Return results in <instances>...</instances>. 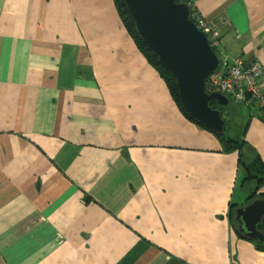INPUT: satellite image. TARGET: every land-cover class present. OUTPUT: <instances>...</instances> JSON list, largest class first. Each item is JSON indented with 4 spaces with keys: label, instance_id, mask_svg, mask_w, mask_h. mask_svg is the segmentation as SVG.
Wrapping results in <instances>:
<instances>
[{
    "label": "crops",
    "instance_id": "crops-1",
    "mask_svg": "<svg viewBox=\"0 0 264 264\" xmlns=\"http://www.w3.org/2000/svg\"><path fill=\"white\" fill-rule=\"evenodd\" d=\"M188 1L220 63L258 61L264 91V0ZM240 105L231 132L221 111L242 142L225 150L177 108L113 0H0V264H264L230 217L264 200L244 181L264 165V120Z\"/></svg>",
    "mask_w": 264,
    "mask_h": 264
},
{
    "label": "water",
    "instance_id": "water-1",
    "mask_svg": "<svg viewBox=\"0 0 264 264\" xmlns=\"http://www.w3.org/2000/svg\"><path fill=\"white\" fill-rule=\"evenodd\" d=\"M136 34L157 63L174 79L183 110L198 124L215 134L224 132L219 109L228 100L219 93H206L205 80L218 66V58L207 39L189 19L188 6L174 0H122ZM215 103L219 109L210 107ZM236 230L247 238L264 242L259 226L264 200H255L235 210Z\"/></svg>",
    "mask_w": 264,
    "mask_h": 264
},
{
    "label": "built area",
    "instance_id": "built-area-1",
    "mask_svg": "<svg viewBox=\"0 0 264 264\" xmlns=\"http://www.w3.org/2000/svg\"><path fill=\"white\" fill-rule=\"evenodd\" d=\"M189 10V19L197 30L204 34L210 49L222 56L219 33L214 25L206 22L193 3H185ZM217 56V55H216ZM218 58V56H217ZM219 63L205 80L204 86L210 92H216L237 104L253 105L254 109L264 108V91L259 84L261 65L258 61L245 63L241 59H232L230 63Z\"/></svg>",
    "mask_w": 264,
    "mask_h": 264
},
{
    "label": "trees",
    "instance_id": "trees-1",
    "mask_svg": "<svg viewBox=\"0 0 264 264\" xmlns=\"http://www.w3.org/2000/svg\"><path fill=\"white\" fill-rule=\"evenodd\" d=\"M114 4H115V8L117 10L118 16L120 18V21L122 23V25L124 26V28L126 29L127 33L130 35V37L133 39V41L135 42V44L137 45L138 49L143 53V55L146 57L147 61L151 64V66H153L157 73L159 74V76L163 79V81L165 82V85L167 87V90L169 92V95L171 97V99L173 100V102L175 103V105L177 106V108L183 113V115L191 120L193 123H195L197 126L201 127L202 129L209 131L211 133H213L212 131L206 129L205 127L201 126L200 124H198L197 122H195L182 108L180 100H179V96H178V89L176 86V83L174 81V79L171 77V75L165 71L158 63H157V59L155 56H153L145 47V45L143 44V42L140 40V38L138 37V35L136 34V30H135V26L134 23L131 19V17L129 16L127 9L125 7V4L122 0H113ZM175 3H187L188 0H174ZM204 90L206 93H211L206 86H204ZM210 107L213 109H219L218 106L215 103H211ZM220 113L222 110H224V108L219 109ZM257 115L260 117V119L264 120V108L260 109V110H256ZM217 139L219 140V142L221 143V145L223 146V148L225 150H229V151H234V150H238L242 144V142H240L239 140L233 139L230 136H227L225 134V131L222 134H215L213 133ZM245 167V177H244V181H254L256 184V189L264 182V165L263 163L260 161V159L258 157H255L253 159L252 162H250L249 164H247ZM255 198H259L256 194H250L249 197L247 198V201L250 202ZM231 207L233 208V205H231ZM230 217H232V220L235 217V213H233L232 209L230 211ZM261 229V227H259V230ZM235 232L242 238L251 241L253 243H255V246L257 249L259 250H264V242H259L255 239H251V238H247L243 235V233L239 232L238 230H235ZM262 232V229H261ZM264 234V232H263Z\"/></svg>",
    "mask_w": 264,
    "mask_h": 264
},
{
    "label": "rangeland",
    "instance_id": "rangeland-1",
    "mask_svg": "<svg viewBox=\"0 0 264 264\" xmlns=\"http://www.w3.org/2000/svg\"><path fill=\"white\" fill-rule=\"evenodd\" d=\"M225 109H226L225 112L229 113V116L232 118V120H229L227 122V130H228V132H231L235 128L234 124L237 125L238 122L240 121V118H241L240 116L242 115V113H245L246 108H244V106H242L240 104H237V103H234L231 101V102H229L227 108H225ZM222 116H223V118H227V115L223 114ZM241 123H243V121H241Z\"/></svg>",
    "mask_w": 264,
    "mask_h": 264
}]
</instances>
